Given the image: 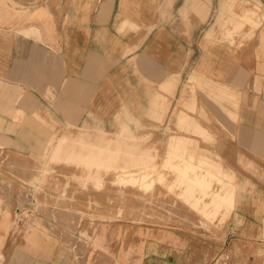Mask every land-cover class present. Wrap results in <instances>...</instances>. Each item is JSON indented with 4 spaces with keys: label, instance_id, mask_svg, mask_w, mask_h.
Returning <instances> with one entry per match:
<instances>
[{
    "label": "rangeland",
    "instance_id": "1",
    "mask_svg": "<svg viewBox=\"0 0 264 264\" xmlns=\"http://www.w3.org/2000/svg\"><path fill=\"white\" fill-rule=\"evenodd\" d=\"M37 1L46 6V0ZM253 3L239 7L229 0L233 31L255 28L261 8ZM0 89V264H163L149 262L158 253L167 264H264L253 220L245 225L237 213L240 203L254 209L264 166L240 155L184 91L182 100L172 96L150 118L118 116L114 125L69 127L50 120L48 102H15L14 87ZM79 137L88 144L104 137L107 145L127 148L114 151L105 144V153H113L104 160L110 169L97 171L84 159L58 157L61 142L68 146ZM171 150L177 158H168ZM140 153L147 155L141 172L153 167L156 173L142 176L135 169V179L120 176L114 161L115 167L142 161ZM169 161L219 169L232 206L207 219L209 199L198 189L175 186L180 177ZM142 180L151 187H140Z\"/></svg>",
    "mask_w": 264,
    "mask_h": 264
},
{
    "label": "crops",
    "instance_id": "2",
    "mask_svg": "<svg viewBox=\"0 0 264 264\" xmlns=\"http://www.w3.org/2000/svg\"><path fill=\"white\" fill-rule=\"evenodd\" d=\"M253 1L255 28L233 31L229 0H0V88L14 87L15 102H48L50 120L69 127L150 118L184 91L264 166V0L236 5ZM256 189L254 209L240 203L237 213L253 220L261 248L264 186Z\"/></svg>",
    "mask_w": 264,
    "mask_h": 264
},
{
    "label": "bare ground",
    "instance_id": "3",
    "mask_svg": "<svg viewBox=\"0 0 264 264\" xmlns=\"http://www.w3.org/2000/svg\"><path fill=\"white\" fill-rule=\"evenodd\" d=\"M69 144L70 145L67 146L65 144H62L61 142V145L58 149L59 158L69 157V158L84 159L85 161L83 162L84 164L82 163L83 165L87 164V166L88 165L95 166L97 171L101 170V168L103 169L106 168L105 169L106 172L109 171L110 167H107L108 163L107 161H104V160H106L107 157H111L113 153L112 152H109L108 154L105 153L104 151L105 144H106V147L109 146V148L110 147L114 148V151L119 150L121 148L122 149L127 148L126 146L119 147L116 144L107 145V140L104 137H97L90 144H88L87 139H84L83 137L82 138L79 137V138H74L70 140ZM172 150L169 152V156H168L169 159L178 157L176 153L173 152ZM139 156L141 157H138V159H141L142 161L138 160V161H132L129 163L127 161V162L122 163L123 166H120V167H115L116 163L114 161V168L120 169L121 171L120 176L126 175L128 178H131V179H135V177H133L134 175L131 174L132 171L135 169H137L136 170L137 173H140L142 176H145V175L147 176L149 173H156L153 167H143V170H146V169L150 170L149 172H147L148 174L145 172H141L142 170L140 169L141 167L139 166L145 165V163L143 162V158L144 156H147V155H145L144 153H140ZM115 157H116V152H114V159ZM134 160H137V158H135ZM102 162L105 164L106 167L105 166L101 167ZM168 164L172 165L170 168H172L174 173L180 177V181H178L177 185L175 184V186L182 188L183 191H187V190L189 191V189H192V188L198 189L199 191H201L204 197H207L209 199V205L207 206L209 209L206 208L204 212V215L206 216L207 219L212 217L217 211H219L220 207H223V206L231 207L232 206L233 194L230 188L228 187V185L219 178L218 176V173L220 172L219 169L213 170L211 167H208V166H196L192 163H181V162L177 163V162H172V161H169ZM85 169H87V167H85ZM88 181L94 182V179L90 178L88 179ZM215 185L217 187L216 190H214ZM139 186L144 187V188L151 187L150 185L145 183L144 180L140 182ZM171 187H174V185H171ZM18 210L20 211L19 208Z\"/></svg>",
    "mask_w": 264,
    "mask_h": 264
}]
</instances>
